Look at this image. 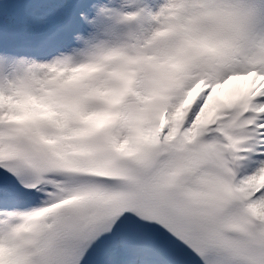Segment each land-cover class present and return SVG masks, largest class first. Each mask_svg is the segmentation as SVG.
<instances>
[{
  "label": "snow or ice",
  "instance_id": "obj_1",
  "mask_svg": "<svg viewBox=\"0 0 264 264\" xmlns=\"http://www.w3.org/2000/svg\"><path fill=\"white\" fill-rule=\"evenodd\" d=\"M0 264H264V0H0Z\"/></svg>",
  "mask_w": 264,
  "mask_h": 264
}]
</instances>
